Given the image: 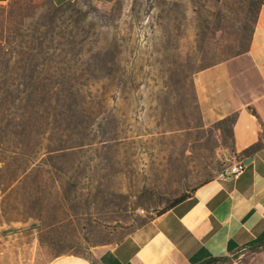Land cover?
Returning a JSON list of instances; mask_svg holds the SVG:
<instances>
[{
  "label": "rangeland",
  "instance_id": "rangeland-1",
  "mask_svg": "<svg viewBox=\"0 0 264 264\" xmlns=\"http://www.w3.org/2000/svg\"><path fill=\"white\" fill-rule=\"evenodd\" d=\"M256 1L0 4V264L93 260L215 178L229 125L203 123L193 75L247 46Z\"/></svg>",
  "mask_w": 264,
  "mask_h": 264
},
{
  "label": "crops",
  "instance_id": "crops-1",
  "mask_svg": "<svg viewBox=\"0 0 264 264\" xmlns=\"http://www.w3.org/2000/svg\"><path fill=\"white\" fill-rule=\"evenodd\" d=\"M193 86L204 124L234 115L227 154L244 162L239 177L212 178L169 210L96 246L93 260L61 254L47 264H199L264 240V1L247 50L195 72ZM245 264H264V250Z\"/></svg>",
  "mask_w": 264,
  "mask_h": 264
},
{
  "label": "trees",
  "instance_id": "trees-1",
  "mask_svg": "<svg viewBox=\"0 0 264 264\" xmlns=\"http://www.w3.org/2000/svg\"><path fill=\"white\" fill-rule=\"evenodd\" d=\"M263 1H264V0L256 1V3L253 5L252 9L250 10V13H251V16H252V26L250 27V36H251V32H252V30H253V26H254V23H255V20H256V16H257L258 9H259L260 5L263 3ZM241 38H242V36H239V37L237 38L236 41H240ZM249 40H250V37H249ZM249 40H248V44H249ZM248 44H247V46H246L244 49H242L241 51H239L238 53H236V54H234V55H232V56H235V55H237V54H240V53L246 51L247 48H248ZM232 56L226 57V58L223 59V60H226V59H228V58H230V57H232ZM213 64H216V63H213ZM213 64H212V65H213ZM209 66H211V65H209ZM207 67H208V66H207ZM233 119H234V115H231V116H228V117H226V118H224V119L218 121L217 123L224 124V125L228 124V125H229V133H230V124L233 122ZM230 136H231V134H230ZM252 149H253V148L250 147V148H248L246 151H251ZM211 179H212V178H211ZM211 179H207V180H205V181L199 183L197 186H195L191 191H189V192H187V193H182V194L179 195L177 198L173 199L171 202H169L167 205H165L160 211H158V212H157V215L162 214L163 212L169 210L170 208H172L173 206H175L176 204H178L179 202H181V201L184 200L185 198L189 197L190 194H191V193H192V192H193L198 186H200V185H202V184L208 182V181L211 180ZM248 247H254V248H255V252L262 251V250H264V240H263V241H260V242H256V243H254V244H252V245H249ZM246 248H247V247H246ZM60 255H61V254H60ZM75 255H77V254H75ZM226 261H227V258H226V257H212V258H209V259H207V260H205V261H203V262H201V263H199V264H219V263H221V262H226Z\"/></svg>",
  "mask_w": 264,
  "mask_h": 264
},
{
  "label": "built area",
  "instance_id": "built-area-1",
  "mask_svg": "<svg viewBox=\"0 0 264 264\" xmlns=\"http://www.w3.org/2000/svg\"><path fill=\"white\" fill-rule=\"evenodd\" d=\"M245 164L235 154H225L222 158V167L216 173L215 178L224 181L236 180L243 172ZM144 212L143 210L139 211Z\"/></svg>",
  "mask_w": 264,
  "mask_h": 264
}]
</instances>
